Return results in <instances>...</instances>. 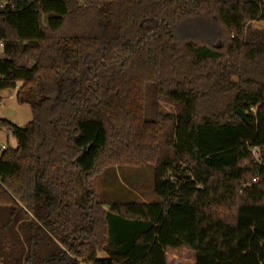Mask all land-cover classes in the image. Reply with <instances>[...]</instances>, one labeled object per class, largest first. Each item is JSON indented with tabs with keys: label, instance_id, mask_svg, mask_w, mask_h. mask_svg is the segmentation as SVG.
Here are the masks:
<instances>
[{
	"label": "trees",
	"instance_id": "trees-1",
	"mask_svg": "<svg viewBox=\"0 0 264 264\" xmlns=\"http://www.w3.org/2000/svg\"><path fill=\"white\" fill-rule=\"evenodd\" d=\"M259 21L264 0H0V92L33 116L0 119V264H264ZM107 164L152 165L158 201L104 208Z\"/></svg>",
	"mask_w": 264,
	"mask_h": 264
},
{
	"label": "rangeland",
	"instance_id": "rangeland-1",
	"mask_svg": "<svg viewBox=\"0 0 264 264\" xmlns=\"http://www.w3.org/2000/svg\"><path fill=\"white\" fill-rule=\"evenodd\" d=\"M251 29H263L264 22H250ZM16 88L0 92V119L22 127L33 116L27 104H19L15 98ZM164 111L171 110L162 105ZM254 110V109H253ZM14 138L0 128V148L14 147ZM90 188L104 208L114 202H157L153 193L152 165L107 164L89 179ZM80 188L77 186V194ZM167 264H195L193 254L184 249H166Z\"/></svg>",
	"mask_w": 264,
	"mask_h": 264
},
{
	"label": "water",
	"instance_id": "water-1",
	"mask_svg": "<svg viewBox=\"0 0 264 264\" xmlns=\"http://www.w3.org/2000/svg\"><path fill=\"white\" fill-rule=\"evenodd\" d=\"M235 113L243 120V121H245L246 120V113L245 112H243L242 110H240V109H236L235 110Z\"/></svg>",
	"mask_w": 264,
	"mask_h": 264
},
{
	"label": "built area",
	"instance_id": "built-area-1",
	"mask_svg": "<svg viewBox=\"0 0 264 264\" xmlns=\"http://www.w3.org/2000/svg\"><path fill=\"white\" fill-rule=\"evenodd\" d=\"M251 152L254 153V150L252 149Z\"/></svg>",
	"mask_w": 264,
	"mask_h": 264
}]
</instances>
